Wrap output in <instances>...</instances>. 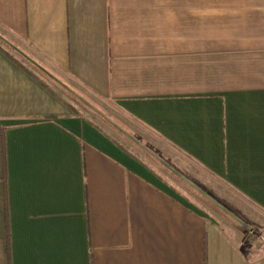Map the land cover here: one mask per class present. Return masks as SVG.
Returning <instances> with one entry per match:
<instances>
[{
    "label": "crops",
    "instance_id": "crops-1",
    "mask_svg": "<svg viewBox=\"0 0 264 264\" xmlns=\"http://www.w3.org/2000/svg\"><path fill=\"white\" fill-rule=\"evenodd\" d=\"M0 34L252 228L0 40V264H264V0H0Z\"/></svg>",
    "mask_w": 264,
    "mask_h": 264
},
{
    "label": "water",
    "instance_id": "water-1",
    "mask_svg": "<svg viewBox=\"0 0 264 264\" xmlns=\"http://www.w3.org/2000/svg\"><path fill=\"white\" fill-rule=\"evenodd\" d=\"M0 40L5 43L9 48H11L13 51H15L19 56L24 58L27 62H29L33 67L38 69L41 73H43L46 77L51 79L55 84H57L59 87L67 91L70 95H72L74 98H76L79 102H81L85 107L89 108L91 111H93L95 114H97L101 119H103L106 123H108L111 127H113L117 132L122 134L126 139L131 141L133 144H135L137 147H139L141 150L149 154L151 157H153L160 165H162L165 169H167L170 173H172L174 176L179 178L183 183H185L188 187L193 189L195 192H197L201 197H203L206 201H208L210 204H212L215 208H217L219 211L227 215L230 219H232L234 222L239 224L244 229H247L249 231H252V228L244 221L242 220L238 215L233 213L229 208H227L225 205L217 201L212 195L207 193L205 190H203L199 185H197L195 182L191 181L188 177H186L183 173H181L178 169H176L173 165L168 163L165 159L161 158L159 155H157L154 151L149 149L147 146H145L141 141H139L133 134L126 131L123 127H121L118 123L113 121L110 117H108L102 110L97 108L94 104H92L89 100H87L84 96L79 94L77 91H75L73 88H71L69 85H67L64 81L59 79L57 76H55L53 73H51L49 70H47L45 67H43L41 64H39L36 60H34L31 56H29L26 52H24L22 49H20L18 46L13 44L11 41H9L7 38L2 36L0 34Z\"/></svg>",
    "mask_w": 264,
    "mask_h": 264
},
{
    "label": "rangeland",
    "instance_id": "rangeland-1",
    "mask_svg": "<svg viewBox=\"0 0 264 264\" xmlns=\"http://www.w3.org/2000/svg\"><path fill=\"white\" fill-rule=\"evenodd\" d=\"M67 92V91H66ZM65 93V92H64ZM68 93V92H67ZM66 94V93H65ZM68 97H66V99H69L72 103H76L77 105H79V109L82 111L83 114L87 115V117L93 119V120H98L99 122H102V119L95 114H92L91 112H89L88 110H86L82 105H80V103H78L77 101H75L73 98H71L68 94H66ZM72 96V95H71ZM73 97V96H72ZM76 99V98H75ZM82 104V103H81ZM107 114V113H106ZM109 115V113L107 114ZM110 116V115H109ZM125 138V137H124ZM126 139V138H125ZM153 158V157H152ZM154 159V158H153ZM155 160V159H154ZM214 208V207H213ZM248 247L251 249H255V244L253 243V238L252 235H250L249 239H248Z\"/></svg>",
    "mask_w": 264,
    "mask_h": 264
},
{
    "label": "trees",
    "instance_id": "trees-1",
    "mask_svg": "<svg viewBox=\"0 0 264 264\" xmlns=\"http://www.w3.org/2000/svg\"><path fill=\"white\" fill-rule=\"evenodd\" d=\"M14 52V51H13ZM16 53V52H15ZM17 54V53H16ZM18 55V54H17ZM19 56V55H18ZM23 61L27 62L24 58H22L21 56H19ZM38 71V70H37ZM39 73H41L39 71ZM41 75L45 76L43 73H41ZM46 77V76H45ZM47 78V77H46ZM58 86V85H57ZM59 87V86H58ZM62 91H64L66 94H68L71 98H73L75 101H77L78 103H80L77 99H75L74 97H72L69 93H67L64 89H62L61 87H59ZM80 105H82L86 110H88L89 112H91L92 114H95L93 111H91L89 108L85 107L83 104L80 103ZM96 115V114H95ZM120 134V133H119ZM121 135V134H120ZM123 136V135H121ZM124 137V136H123ZM135 146V145H134ZM136 147V146H135ZM137 149H139L138 147H136ZM140 150V149H139ZM141 151V150H140ZM143 152V151H142ZM147 157H149L151 160H153L155 163H157L151 156H149L147 153L143 152ZM158 164V163H157ZM161 166V165H160ZM162 167V166H161ZM164 168V167H162ZM166 170V169H165ZM202 198V197H201ZM204 199V198H202ZM206 201V200H205ZM209 203V202H207ZM210 204V203H209ZM211 205V204H210ZM212 207H214L213 205H211ZM215 208V207H214ZM216 209V208H215ZM218 210V209H217ZM250 235H254V234H257V236H259L262 240H264V238L262 237V235L256 231V230H253L252 233H249Z\"/></svg>",
    "mask_w": 264,
    "mask_h": 264
}]
</instances>
